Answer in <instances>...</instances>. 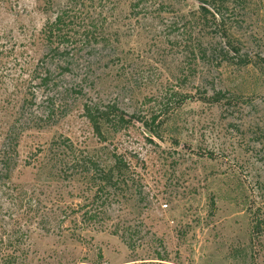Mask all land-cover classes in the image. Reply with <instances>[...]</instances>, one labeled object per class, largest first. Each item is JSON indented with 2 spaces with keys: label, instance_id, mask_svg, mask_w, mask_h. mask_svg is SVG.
Wrapping results in <instances>:
<instances>
[{
  "label": "rangeland",
  "instance_id": "obj_1",
  "mask_svg": "<svg viewBox=\"0 0 264 264\" xmlns=\"http://www.w3.org/2000/svg\"><path fill=\"white\" fill-rule=\"evenodd\" d=\"M76 1L84 19L75 21L76 39H110L92 50L82 44L80 62L93 81L89 97L135 119L127 130L106 131L100 143L82 114L86 99L76 94L58 100L50 93L56 111L47 117L45 95L29 80L44 52L45 20L66 0H0V140L23 99L35 98L30 116L21 120L27 130L11 181L22 199L14 200L21 191L0 194V233L21 243L18 262L264 264V231L253 223L255 209L264 213V164L257 161L253 135L264 128V71L222 65L202 83L199 73L188 70L173 14L158 16L156 6L132 12L133 0ZM163 1L175 13L198 7L196 0ZM245 17L237 36L264 60V0H251ZM205 89L238 100L226 107L203 103ZM152 117L159 139L142 125ZM60 137L102 160L116 153L129 167L131 181L107 208L102 226L78 223V205L92 196L81 178L46 181L37 173V159L45 162L49 143ZM56 206L67 207L69 218L55 215ZM115 227L131 235L133 250L113 234Z\"/></svg>",
  "mask_w": 264,
  "mask_h": 264
},
{
  "label": "trees",
  "instance_id": "obj_2",
  "mask_svg": "<svg viewBox=\"0 0 264 264\" xmlns=\"http://www.w3.org/2000/svg\"><path fill=\"white\" fill-rule=\"evenodd\" d=\"M198 7L195 11L188 13H175L172 5L163 0H133L130 8L142 11L150 10L156 6L154 13L173 14V27H179V39L182 49L188 55V70L192 75L199 73L202 83L207 77L218 70L222 65L244 68L253 66L262 74L264 71V60L260 55L254 53L252 44L247 39H241L237 33L243 29L246 23V9L251 0H196ZM158 2V3H157ZM146 3V4H145ZM147 3H149L147 5ZM156 4V5H155ZM83 6V4H82ZM76 0L66 2L46 18L41 29L44 52L39 65L31 70L30 82H37L35 86L40 93H44L47 105L46 116L51 117L56 111L52 105L55 98L50 93H55L58 100H63L70 94H76L80 99H86L82 104V114L89 124L93 135L97 140L105 142L104 133L111 131L119 133L132 126L134 116L125 115L117 109L114 104H105L100 99L93 100L89 97V89L92 85L91 75L88 73V66L80 62L79 53L82 51V44H89L91 50L97 46H107L110 42L108 37L98 35L93 38L81 40L76 39L78 28L75 21H84L81 18L82 10ZM175 27V28H176ZM174 28V29H175ZM173 32V30H171ZM179 44V43H178ZM86 45V46H87ZM76 74L72 84H66L63 80L71 74ZM23 99L22 104L16 111V119L10 125L0 140V194L12 196L10 189L21 191L14 200L21 201L22 190L13 186L11 181L13 173L18 167V145L19 138L27 127L21 125L31 112V103L35 98ZM199 100L212 105L227 106L237 102L238 97L228 95L224 91L205 89L200 94ZM26 117V118H25ZM137 120V119H136ZM156 118L152 117L149 122L142 125L154 138H160L159 133L153 127ZM138 122V121H136ZM18 123V127L17 124ZM25 126V125H24ZM255 144L259 146L257 161L264 164V128H258L253 133ZM44 151V150H43ZM43 151H40L43 152ZM45 162L37 159L39 166L37 173L44 180L72 181L74 178H81L87 190L92 196L90 202L78 205L80 209L79 221L82 228H95L107 220L106 210L118 197L120 189L128 187L130 178L129 167L122 156L116 153L103 155L90 153L86 149L76 147L68 138L60 137L52 140L47 149ZM27 166V165H26ZM42 179V180H43ZM26 192L23 193V195ZM87 200V199H86ZM212 208L214 201H211ZM39 209V208H38ZM57 216L63 219L69 218L68 208L56 206ZM56 213V212H55ZM264 213L257 208L254 212V228L264 231ZM45 218V216H42ZM102 226V225H101ZM127 231V230H126ZM125 229L115 227L113 234L120 236L130 250L134 249L131 235ZM126 238V239H125ZM21 243H16V238L10 233H0V264H20L19 255Z\"/></svg>",
  "mask_w": 264,
  "mask_h": 264
}]
</instances>
